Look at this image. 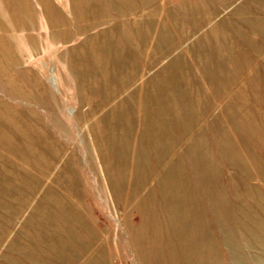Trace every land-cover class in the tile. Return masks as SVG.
Wrapping results in <instances>:
<instances>
[{
  "label": "rangeland",
  "instance_id": "rangeland-1",
  "mask_svg": "<svg viewBox=\"0 0 264 264\" xmlns=\"http://www.w3.org/2000/svg\"><path fill=\"white\" fill-rule=\"evenodd\" d=\"M0 264H264V0H0Z\"/></svg>",
  "mask_w": 264,
  "mask_h": 264
}]
</instances>
